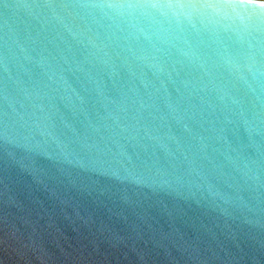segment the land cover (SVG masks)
Listing matches in <instances>:
<instances>
[{
	"label": "water",
	"instance_id": "obj_1",
	"mask_svg": "<svg viewBox=\"0 0 264 264\" xmlns=\"http://www.w3.org/2000/svg\"><path fill=\"white\" fill-rule=\"evenodd\" d=\"M155 2L0 0V264H264V12Z\"/></svg>",
	"mask_w": 264,
	"mask_h": 264
},
{
	"label": "clouds",
	"instance_id": "obj_2",
	"mask_svg": "<svg viewBox=\"0 0 264 264\" xmlns=\"http://www.w3.org/2000/svg\"><path fill=\"white\" fill-rule=\"evenodd\" d=\"M241 3L252 5L258 11L264 12V0H163V2L157 0L150 6L159 9L166 8L174 16L184 15L189 18L193 14H206L210 17L223 18L227 9L235 13L234 24L243 27L245 15L236 11ZM108 7L116 6L109 4Z\"/></svg>",
	"mask_w": 264,
	"mask_h": 264
}]
</instances>
